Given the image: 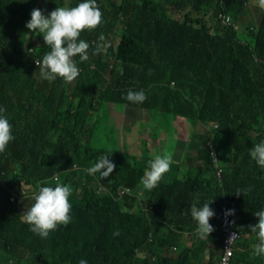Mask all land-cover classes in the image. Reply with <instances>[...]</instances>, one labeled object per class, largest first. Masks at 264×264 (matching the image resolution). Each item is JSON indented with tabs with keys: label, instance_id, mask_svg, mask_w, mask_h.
Wrapping results in <instances>:
<instances>
[{
	"label": "trees",
	"instance_id": "obj_1",
	"mask_svg": "<svg viewBox=\"0 0 264 264\" xmlns=\"http://www.w3.org/2000/svg\"><path fill=\"white\" fill-rule=\"evenodd\" d=\"M42 1L0 0V106L14 136L0 153V264H218L223 205L234 209L232 264H264V255L253 254L258 237L248 227L264 210V168L249 155L264 141V10L258 22L237 23L249 0H141L132 8L112 7L118 13L99 6L103 22L80 35L90 45L88 59L73 58L79 75L66 83L43 80L36 71V59L50 51L43 37L27 62L23 56L26 23ZM80 2L69 0L67 7ZM48 4L53 10L65 6L64 0ZM186 4L210 8L202 18L185 21ZM101 34L109 47L92 57ZM129 90H143L146 100L127 101ZM108 104L207 126L216 160L203 143L194 153L184 152L183 163H173L176 169L171 165L157 187L144 189L156 136L148 143L138 131L132 142L126 135L123 149L94 146L95 122ZM195 137L193 131L186 144ZM104 154L116 166L107 178L84 171ZM57 179L72 188V219L41 238L23 221V199L11 200V193L20 183L36 191ZM210 200L213 248L201 260L199 236L187 245L185 235L197 227L192 203Z\"/></svg>",
	"mask_w": 264,
	"mask_h": 264
},
{
	"label": "clouds",
	"instance_id": "obj_2",
	"mask_svg": "<svg viewBox=\"0 0 264 264\" xmlns=\"http://www.w3.org/2000/svg\"><path fill=\"white\" fill-rule=\"evenodd\" d=\"M139 0H105V5L113 11L112 7L132 8L134 5H141ZM258 4L264 7V0H258ZM186 9L189 12L191 5L186 4ZM49 7H53L50 6ZM264 10V9H263ZM30 20L26 23V27L30 32H37L43 37L44 44L48 45L50 51L43 55L41 61L35 62L39 66V73L43 80L49 82L61 78L66 83H71L79 75V69L73 59L79 56L81 61L88 59L89 43L80 39L81 32L96 29L103 22V13L98 7L96 0H83L74 7L59 6L48 13L47 17L40 9H33L30 13ZM227 21V19H225ZM117 27H115L116 29ZM98 41V39H97ZM94 43V41H92ZM109 44L105 41L103 34L99 36V42L93 50L92 57H96L103 50L107 51ZM117 43L110 48L116 52ZM146 95L143 90H129L125 99L131 103H143L146 100ZM5 108L0 106V153H3L9 142L14 139L12 135V125L6 116L3 115ZM210 134V133H209ZM212 135V134H210ZM212 140L206 142L205 146L210 149L211 157L216 160V146L213 143L215 138L209 136ZM149 162V169L144 172L141 179V184L144 189L151 191L158 186L164 174L170 171L173 164L172 154L165 152L163 149ZM110 154L99 156L93 166L86 168L89 175L99 173L100 178H107L116 167L108 158ZM252 160L257 165L264 168V141L255 144L249 152ZM183 159V158H182ZM216 167V176L220 177V167ZM18 187V186H17ZM11 193V200L17 196L16 190ZM124 191H130L126 188ZM251 191V187L247 189H237V195L241 192L247 193ZM72 194V188L67 184H62L58 179L54 186H38V189L33 192V203L23 213V221L30 226V231L37 234L41 238H47L50 232L55 231L59 225L67 226L71 222L72 205L69 202V197ZM19 197V196H18ZM22 199L23 197H19ZM212 200V199H211ZM204 203L198 206L197 202L192 203L190 214L196 221V233L201 239H208L210 233L214 231L213 226L209 223L210 218L214 216V211L209 207L211 202ZM234 213V209L228 214ZM258 218L255 225H249L251 232L257 234L258 243L252 245L253 254L256 256L264 255V210L254 214ZM232 217V215H231ZM114 235H120L119 230L114 232ZM237 234L233 233L230 236L229 242L236 238ZM219 262V259H218ZM79 264H87V261L81 259Z\"/></svg>",
	"mask_w": 264,
	"mask_h": 264
},
{
	"label": "rangeland",
	"instance_id": "obj_3",
	"mask_svg": "<svg viewBox=\"0 0 264 264\" xmlns=\"http://www.w3.org/2000/svg\"><path fill=\"white\" fill-rule=\"evenodd\" d=\"M69 0H64L65 6ZM130 1V0H128ZM141 0L138 1L140 3ZM98 7H106L105 0H98ZM247 14L242 16L241 23L249 18L253 19L254 22H258L264 7L259 6L258 0H249L247 2ZM210 7H192L188 12L187 16L184 18L185 21H192L196 18H202L203 14ZM214 14L217 13L220 17H225L224 19L231 20L230 15L224 16L218 7H211ZM35 9H40L43 14L47 17L48 13L53 11L49 7L48 0H43L42 3H38ZM176 14L172 15L174 17ZM27 35V34H26ZM41 34L38 35L37 32H29L26 36V41L23 46L24 59L30 57L29 52L33 51L32 48L40 44ZM39 47V46H37ZM42 48L43 44H42ZM29 51V52H28ZM37 62V59H36ZM36 64V63H35ZM36 66V71H39V66ZM44 87H47L44 85ZM144 109H139L138 107H133L125 104H108L107 107H101L98 113V118L96 119V129L97 134L94 139V146H99L106 144L115 149H123L125 147V137L128 135L129 142H132L133 137L138 131H142L141 139H146L148 143L154 141V136L156 140L154 141L153 147H151L152 157L155 158L156 152H160L163 149V153L170 152L172 154V159L174 164H182V156L184 152L191 151L194 153V147L189 143L191 140V133L194 131L198 136V140H202L209 135L208 127L204 125H191L186 119L180 117L177 119L172 118V116H166L165 114H148L143 111ZM166 127V129H164ZM173 127V128H172ZM173 129L172 136H169V129ZM166 130V133L164 132ZM203 141V140H202ZM201 141V142H202ZM215 144V142L213 141ZM190 153V152H188ZM190 163V162H189ZM176 169V166L172 164ZM194 169L196 167L194 165ZM165 180H168L171 175L166 174ZM34 190L32 187H27L23 183L17 187L16 195L23 197L22 207L27 211L30 205L33 203L32 194ZM22 210V214L25 212ZM23 216V215H22ZM214 239L210 240L209 245L212 246ZM208 250V249H207Z\"/></svg>",
	"mask_w": 264,
	"mask_h": 264
},
{
	"label": "built area",
	"instance_id": "obj_4",
	"mask_svg": "<svg viewBox=\"0 0 264 264\" xmlns=\"http://www.w3.org/2000/svg\"><path fill=\"white\" fill-rule=\"evenodd\" d=\"M228 212H229V208L226 205H223L222 211H221L220 228H221L222 232L224 233V238H223L224 252L221 255V257L219 258L218 264H232V262H231V255H232L231 246H232L234 240H232L231 242H229V240H230V236L233 233H235V234H237V233L235 231H232L229 228L231 215H229ZM236 238H237V236H236Z\"/></svg>",
	"mask_w": 264,
	"mask_h": 264
},
{
	"label": "crops",
	"instance_id": "obj_5",
	"mask_svg": "<svg viewBox=\"0 0 264 264\" xmlns=\"http://www.w3.org/2000/svg\"><path fill=\"white\" fill-rule=\"evenodd\" d=\"M202 140H203V142H201ZM202 140H198V138L195 137V138H193L192 142H190V144H191L192 147H194V148H197V149H198V147H201V149H202L203 146L206 144V142L209 141V140H212V138L207 137V138H204V139H202ZM203 143H204V145H203ZM195 233H196V231H193V232H189V233L187 234V236L185 235V238H186V240H187V241H186L187 245H188L190 242H193V238H194V236H195ZM210 240H211L210 238H208V239H201V238L199 237V241L196 242L198 249L201 251V257H200L201 260H203L204 258H206L208 252H209L210 250H212V248H213V246H210V245H209ZM207 249H208V250H207ZM205 254H206V256H205Z\"/></svg>",
	"mask_w": 264,
	"mask_h": 264
}]
</instances>
